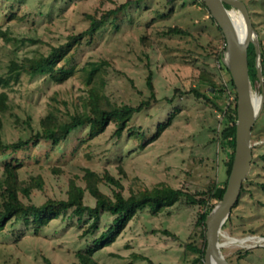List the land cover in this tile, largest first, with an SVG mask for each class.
<instances>
[{
  "label": "rangeland",
  "instance_id": "374dc122",
  "mask_svg": "<svg viewBox=\"0 0 264 264\" xmlns=\"http://www.w3.org/2000/svg\"><path fill=\"white\" fill-rule=\"evenodd\" d=\"M242 1L264 51V0ZM124 3L60 61L70 71L67 79L54 81L48 74L10 68L24 57L48 54L69 34L86 28V13L100 15ZM225 7L240 14L232 5ZM170 27L187 33L169 32ZM0 29L9 35L0 36V92L7 94L9 106L0 113L5 142L29 137L49 112L66 120L74 112L87 111L90 88L116 104L149 101L120 136L113 123L92 137L82 125L57 143L41 138L18 150L0 151V177L4 164L17 166L20 179L41 176L42 187L33 188L32 202L65 198L70 179L84 184L86 168L117 177L124 195L160 181L188 192L206 190L224 178L225 153L218 139L221 113L194 89L220 105L227 98H218L217 89L232 92L217 60L224 46L222 30L200 0H0ZM90 62L98 70L89 80ZM148 73L154 97L146 85ZM251 86L259 96V80ZM168 121L148 141L157 125ZM251 144L249 171L219 234L229 264H264V103L252 127ZM98 186L111 193L105 184ZM84 201L94 204L87 191ZM203 209L184 198L157 214L144 207L93 256L99 264H150L139 255L154 264H190L198 252L185 244L202 245L201 226L195 222ZM112 217L103 212L92 231L87 230L88 213L78 219L68 211L37 232L30 222L10 219L0 230V264H78L76 252L92 244Z\"/></svg>",
  "mask_w": 264,
  "mask_h": 264
},
{
  "label": "trees",
  "instance_id": "16d2710c",
  "mask_svg": "<svg viewBox=\"0 0 264 264\" xmlns=\"http://www.w3.org/2000/svg\"><path fill=\"white\" fill-rule=\"evenodd\" d=\"M200 4L206 7L205 3L201 0ZM124 6L125 3L117 8L107 9L100 15H97V13H86L85 15L89 19V25L86 28L77 33L69 34L64 42L57 46H53L48 54L38 57H24L19 63L12 62L10 68L21 69L31 75L48 74L54 81H63L67 79L70 75V71L63 65H59L60 61L67 56L74 47L80 44L85 36H92L112 14ZM211 18L215 21L212 16ZM168 31L182 34L187 33L186 30L178 27H170ZM0 36L4 39L9 38L8 32L2 29H0ZM223 41L225 42V40ZM222 51L223 49L221 53L218 54L217 60L221 66V70L226 75V80L230 85L228 87L233 97H229L230 92L225 94V89L222 90L218 88L217 97L220 99L223 97L224 99L227 98L225 104L220 105L216 101L210 99L206 94L199 93L194 89V94L196 96L203 97L205 101L211 103V105L221 113L218 139L225 153L224 178L221 181L215 183L206 190H196L194 192H188L183 187H173L160 181L151 187H143L131 191L128 195H124L122 190L123 186L117 177L108 171L99 173L95 170L86 168L81 176L84 184H79L75 178L70 179L65 198H47L42 203L36 204L30 200V194L33 188L40 189L42 187L43 180L41 176H32L28 180L20 179L17 173V166L4 164L0 177V230L3 229L10 219H14L32 223L33 230L37 232L43 225L49 223L52 219L58 218L68 211H71L77 215L78 219H81L85 213H88L91 221L87 226V230L92 231L100 219L101 214H103V212H108L113 216L110 224L94 237L92 244L86 249L76 252L78 264H99L94 258L93 252L115 240L127 222L139 210L148 207L152 214H157L163 209L172 206L181 198H184L188 203L201 204L205 208L199 214L195 222L197 225L201 226L200 236L202 238V245L198 247L185 244V247L198 252V255L194 257L190 264H195L196 262L203 263V253L206 245L205 217L214 206V203H210V200L214 199L219 201L223 195L234 151L236 92L229 70L221 60ZM260 54L262 61V76L264 77V51L261 46ZM254 59L255 50L253 44L250 43L247 48V69L251 84L258 80ZM97 70V64L90 62L89 68L86 69L87 78L90 80L96 74ZM146 85L151 96L154 97V86L151 80V73H148L146 76ZM88 96L87 111L74 112L70 114L66 120H60L52 112H49L40 118V128L25 139L19 138L12 142L3 141L1 136L2 119L0 117V151L7 149L18 150L25 147L30 142L32 144L37 143L41 138L57 143L65 139L71 131L82 125L88 126V134L92 137L101 133L109 123H113L115 126V135L120 136L133 114L140 111L149 103L148 100L140 101L137 105L112 103L107 97L99 94L94 88L89 89ZM8 107L7 94L1 91L0 113L5 112ZM27 124L29 125V121H27ZM168 124L169 121L158 124L155 133L148 141L155 139ZM99 183H103L110 187L111 193L108 194L103 192L98 186ZM85 191L94 199V204L92 206L86 204L84 201ZM24 198H26L27 201H24ZM163 232L169 234L172 238H177L174 233L166 229L163 230ZM139 256L146 259L148 263L154 264L148 257L143 255Z\"/></svg>",
  "mask_w": 264,
  "mask_h": 264
},
{
  "label": "water",
  "instance_id": "95a60500",
  "mask_svg": "<svg viewBox=\"0 0 264 264\" xmlns=\"http://www.w3.org/2000/svg\"><path fill=\"white\" fill-rule=\"evenodd\" d=\"M205 3L211 16L221 28L224 36L222 62L228 68L236 92V119L234 151L223 195L205 217L206 245L203 253L204 264H229L220 250L221 226L235 204L252 159L251 132L264 103V79L262 61L256 31L245 3L242 0H201ZM225 4L236 7L246 26V35L239 36L230 22V10ZM252 43L255 50L254 64L261 93H253L247 69V48ZM256 98V100H255Z\"/></svg>",
  "mask_w": 264,
  "mask_h": 264
},
{
  "label": "bare ground",
  "instance_id": "6f19581e",
  "mask_svg": "<svg viewBox=\"0 0 264 264\" xmlns=\"http://www.w3.org/2000/svg\"><path fill=\"white\" fill-rule=\"evenodd\" d=\"M229 16H230V22L235 27L237 33H239V36L243 37L244 35H246L247 29H246L245 22L242 19L241 15L234 11H230Z\"/></svg>",
  "mask_w": 264,
  "mask_h": 264
},
{
  "label": "built area",
  "instance_id": "2783aa9c",
  "mask_svg": "<svg viewBox=\"0 0 264 264\" xmlns=\"http://www.w3.org/2000/svg\"><path fill=\"white\" fill-rule=\"evenodd\" d=\"M230 95H231V96H230ZM230 95H229V97L232 98V97H233V94L231 93Z\"/></svg>",
  "mask_w": 264,
  "mask_h": 264
}]
</instances>
